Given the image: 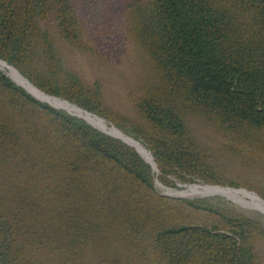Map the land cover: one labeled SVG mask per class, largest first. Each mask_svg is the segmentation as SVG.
I'll return each mask as SVG.
<instances>
[{
  "label": "trees",
  "instance_id": "obj_1",
  "mask_svg": "<svg viewBox=\"0 0 264 264\" xmlns=\"http://www.w3.org/2000/svg\"><path fill=\"white\" fill-rule=\"evenodd\" d=\"M79 2L0 0V62L156 171L0 67V264H264L258 219L155 186L264 202V0H124L92 28ZM59 42L110 79L69 67Z\"/></svg>",
  "mask_w": 264,
  "mask_h": 264
},
{
  "label": "rangeland",
  "instance_id": "obj_2",
  "mask_svg": "<svg viewBox=\"0 0 264 264\" xmlns=\"http://www.w3.org/2000/svg\"><path fill=\"white\" fill-rule=\"evenodd\" d=\"M123 1L124 0H80L79 4H80V9H81V14L83 15V18L86 21L87 26L89 28H92V27H95V25H98L102 22H107V21H110V20H113L114 18H116L118 16V13H119V8H121V6L123 4ZM57 48H58L59 54L63 57V61L69 67L77 70L80 74L84 75L85 77L91 79V78L106 75V77L108 79H110V76L107 75L108 73L104 72L103 68L93 64L91 62V60L89 59V57H87V55L81 54L77 51H72L71 49L67 48V46L65 44H63L61 42L58 43ZM1 68L4 69L3 67H1ZM2 71L5 74H7L4 70H2ZM46 98H48V97H46ZM38 99L42 100L40 98H38ZM42 101H44V103L47 102L45 100H42ZM56 102H59V101H56ZM63 103H65V102H63ZM47 104H49V103L47 102ZM67 105H69V104H67ZM51 106H53L54 108H56L58 110H63L70 115L78 116L76 113H74L68 109H59L58 107H56L54 105H51ZM93 120L96 122H99V124L101 126L100 130H102L103 132H106L108 134L112 133L113 135H115V134L121 135L118 132H116L115 130H113L112 128H109L106 125L107 124L106 122L104 123L102 120H97V119H93ZM111 127H112V125H111ZM117 135H115V136H117ZM121 136L124 137V135H121ZM175 184H176L175 188H166V187L161 186L159 183L155 182L156 189L161 194L169 195L172 197L219 199V200L226 202L229 206L235 208L236 210L244 212L247 215L258 219L264 225V213L259 212L258 210H256L255 208H253L249 205L247 206V205H243V204L233 203L231 200L225 198L222 195L195 196L197 194V191L201 190V188L200 189H198V188L194 189L193 188L187 192H184L183 193L184 195L181 194V192L183 190H185L187 187L192 186V185H202L203 183L202 184L192 183L189 185H180L181 183L176 182ZM205 186L208 188H202V189H210V188H214V187H219L218 189L222 188L221 190H223V191H226V189H227V187H220V186H213V185H205ZM232 189H234V188H231L228 190H232ZM233 191H238L237 193H231V194L238 195L239 197L242 196L244 198L248 197V198H254L257 200L259 199L256 194H254L250 191L248 192L247 190H244L242 188H238V189L233 190ZM226 192H228V191H226ZM228 193H230V192H228ZM260 201H262V200H260Z\"/></svg>",
  "mask_w": 264,
  "mask_h": 264
},
{
  "label": "bare ground",
  "instance_id": "obj_3",
  "mask_svg": "<svg viewBox=\"0 0 264 264\" xmlns=\"http://www.w3.org/2000/svg\"><path fill=\"white\" fill-rule=\"evenodd\" d=\"M0 66L4 68V71H6V73L15 81V83L17 85H19V86L23 87L24 89H26L32 96L34 95L33 97L36 100L42 102L41 100L38 99V98H40L42 100L47 101L50 106L51 105H54V106L58 107L59 109H68V110L76 113L78 115L76 117H79V118L82 117L81 119L84 118L83 120H85L86 122H88L90 125L94 126L95 128H98V130L101 129V126H100L99 122L94 121L91 117H89L88 115L84 114L82 111L74 108L73 106L67 105L66 103L56 102L55 100H52L50 98H46V97L42 96L40 93H38L37 91H35L34 89H32L31 86H29L25 81H23L21 78H19L12 71L11 68L7 67L6 65H4L1 62H0ZM47 102H46V104H47ZM42 103H44V102H42ZM72 116H74V115H72ZM100 131H102V130H100ZM104 133H106V132H104ZM106 134H108V133H106ZM108 135H111L113 137H116V138H119V139L123 140L124 142H126L127 144H129L130 146H132L133 148H135L136 151L142 156V158H145L148 163L153 164V162L151 161L152 158H150V156L145 151H143L141 148H138L136 145H134V143L129 138H127L125 136L123 137V136L117 135V134H115V135H117V136H115L112 133H109ZM183 193L184 192H181L182 195H184ZM206 195H222L225 198L231 200L233 203L243 204V205H247V206L249 205V206L255 208L256 210H258L259 212L264 213V202L260 201L259 199L257 200V199L248 198V197L247 198H244L242 196L239 197L238 195L228 193V192L223 191V190L218 189V188H210V189H201V190H198L197 191V194L195 196H206Z\"/></svg>",
  "mask_w": 264,
  "mask_h": 264
},
{
  "label": "water",
  "instance_id": "obj_4",
  "mask_svg": "<svg viewBox=\"0 0 264 264\" xmlns=\"http://www.w3.org/2000/svg\"><path fill=\"white\" fill-rule=\"evenodd\" d=\"M1 70V69H0ZM15 83V82H14ZM19 86V85H18ZM21 87V86H20ZM23 88V87H22ZM24 89V88H23ZM26 92H28L26 89H24ZM29 93V92H28ZM30 94V93H29ZM31 95V94H30ZM49 105V104H48ZM52 107V106H51ZM79 118V117H78ZM85 121V120H84ZM88 123V122H87ZM89 124V123H88ZM94 127V126H93ZM95 128V127H94ZM97 129V128H96ZM102 132V131H101ZM102 133H104V132H102ZM104 134H106V133H104ZM106 135H108V134H106ZM109 136H111V135H109ZM111 137H113V136H111ZM114 138H116V137H114ZM116 139H119V138H116ZM120 141H122V142H124L123 140H121V139H119ZM125 144H127L126 142H124ZM127 145H129V144H127ZM130 146V145H129ZM132 147V146H131ZM135 149V148H134ZM136 150V149H135ZM137 152V151H136ZM138 153V152H137ZM139 154V153H138ZM140 155V154H139ZM141 156V155H140ZM142 157V156H141ZM144 159V158H143ZM144 161L146 162V163H148L145 159H144ZM150 166H151V168H152V170L153 171H156V168H155V164H154V162H153V164H150V163H148ZM162 195H164V196H169V195H165V194H162Z\"/></svg>",
  "mask_w": 264,
  "mask_h": 264
}]
</instances>
